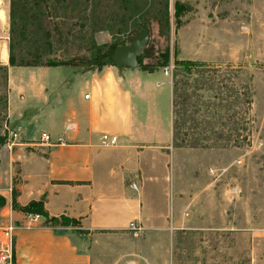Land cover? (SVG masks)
Returning a JSON list of instances; mask_svg holds the SVG:
<instances>
[{
  "label": "rangeland",
  "instance_id": "rangeland-1",
  "mask_svg": "<svg viewBox=\"0 0 264 264\" xmlns=\"http://www.w3.org/2000/svg\"><path fill=\"white\" fill-rule=\"evenodd\" d=\"M168 13L166 41L157 37L155 26L150 30L156 59L140 56L138 62L154 64L168 53L167 76L176 83L172 140L152 141L156 166L133 193L141 192L142 214L164 215L177 228L170 264H249L252 255L256 264L255 257L264 254V0H168ZM106 34H94L95 42ZM76 46L55 47L52 57L83 54ZM75 70L59 66L44 74L49 85L64 79L71 88ZM27 72L11 68L12 81H25ZM6 95L7 73L0 70L3 227L9 210L25 220L29 215L15 202L18 167L8 166L9 148L21 142V133L37 140L42 128L24 119L8 123ZM31 113L29 107L24 111L25 117ZM56 226L78 222L58 219Z\"/></svg>",
  "mask_w": 264,
  "mask_h": 264
},
{
  "label": "crops",
  "instance_id": "crops-1",
  "mask_svg": "<svg viewBox=\"0 0 264 264\" xmlns=\"http://www.w3.org/2000/svg\"><path fill=\"white\" fill-rule=\"evenodd\" d=\"M109 38L101 36L100 44ZM7 56L8 0H0L1 65ZM11 68L7 122H34L49 137L44 143L21 133V142L9 148L8 166L18 167L15 202L23 207L41 200L49 217L64 216L78 226H49L40 217L26 228V215L9 210L7 221L15 227L10 264H170L177 228L164 215L142 214L141 192L133 193L156 166L152 141L172 140L168 76L139 67L120 72L112 65L75 68V84L67 88L64 79L47 83L44 73L56 67H19L28 77L17 83ZM27 107L32 113L25 117ZM102 135L115 137L116 145L103 147ZM129 223L141 229L137 235ZM260 262L264 254L255 257Z\"/></svg>",
  "mask_w": 264,
  "mask_h": 264
},
{
  "label": "trees",
  "instance_id": "trees-1",
  "mask_svg": "<svg viewBox=\"0 0 264 264\" xmlns=\"http://www.w3.org/2000/svg\"><path fill=\"white\" fill-rule=\"evenodd\" d=\"M168 23V0H8V56L0 70L6 75L7 66L100 69L112 65L110 56L115 48L129 43L143 29L150 34L152 25L157 37L166 41ZM99 32H106L109 42L97 44L94 34ZM75 43L85 54L52 57L55 47ZM140 56L144 58L142 54L137 56L136 67L146 72L160 70L168 63L167 51L154 64L139 63ZM155 59L151 56L146 60ZM19 210L39 215L49 226H56L58 219L74 221L64 216L49 217L41 200Z\"/></svg>",
  "mask_w": 264,
  "mask_h": 264
},
{
  "label": "built area",
  "instance_id": "built-area-1",
  "mask_svg": "<svg viewBox=\"0 0 264 264\" xmlns=\"http://www.w3.org/2000/svg\"><path fill=\"white\" fill-rule=\"evenodd\" d=\"M163 75H168V67L161 68ZM84 98H87V96H84ZM12 137L15 139L17 137V134L13 132ZM40 141L47 143L49 142V137L45 133L40 134ZM117 143V140L113 136L108 135H102L100 138V144L103 147H114ZM239 163V162H237ZM40 218L37 214H29L27 215V222L25 227L29 228L32 225H35L37 223V220ZM14 225L8 224L5 227L0 229V264H10L12 260V249H13V237H12V231L14 230ZM128 228L131 230L133 235H137L140 232V228L137 226H134L132 223H129Z\"/></svg>",
  "mask_w": 264,
  "mask_h": 264
},
{
  "label": "water",
  "instance_id": "water-1",
  "mask_svg": "<svg viewBox=\"0 0 264 264\" xmlns=\"http://www.w3.org/2000/svg\"><path fill=\"white\" fill-rule=\"evenodd\" d=\"M149 34L146 29L132 36L129 43L115 48L110 56L112 66L120 72L122 69L133 70L137 66V56L142 54L145 59L153 56L154 48L148 44Z\"/></svg>",
  "mask_w": 264,
  "mask_h": 264
}]
</instances>
